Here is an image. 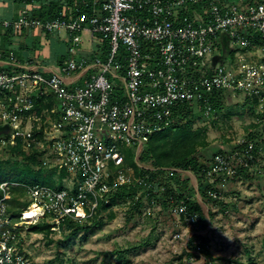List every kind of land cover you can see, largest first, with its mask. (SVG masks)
Returning a JSON list of instances; mask_svg holds the SVG:
<instances>
[{
	"label": "built area",
	"instance_id": "2783aa9c",
	"mask_svg": "<svg viewBox=\"0 0 264 264\" xmlns=\"http://www.w3.org/2000/svg\"><path fill=\"white\" fill-rule=\"evenodd\" d=\"M19 2L21 16L0 20V34L63 31L70 54L54 66L29 60L0 72V122L10 133L9 139L0 138V145L15 146L20 139L27 149L40 148L46 168L64 171L66 177L62 189L0 184V228L11 226L0 231V264H29L16 255L19 225L50 220L51 231L61 234L65 220L93 219L122 190H135L120 199L132 205L126 217L175 220V227L199 231L200 216L189 198L171 197L165 209L160 193L166 187L159 194L153 188V176L164 173L171 179L192 173L146 166L142 153L155 134L181 124L178 108L183 105L197 107L209 119L217 115L214 98L224 94L225 102L240 96L256 100L264 111V0H71L68 14L51 19L33 15L39 10L36 0ZM84 34L91 44L100 38L104 52L92 59L76 57ZM223 36L229 39V54L232 45L246 54L236 60L225 57ZM256 37L260 44L253 42ZM241 144H246L243 151L213 157L206 171L208 184L218 177L242 182L237 168H249L257 156L252 142ZM130 158L146 173L137 174ZM11 188H24L30 203L12 225L7 215ZM208 195L223 200L218 190ZM179 236L177 232L174 238Z\"/></svg>",
	"mask_w": 264,
	"mask_h": 264
},
{
	"label": "rangeland",
	"instance_id": "374dc122",
	"mask_svg": "<svg viewBox=\"0 0 264 264\" xmlns=\"http://www.w3.org/2000/svg\"><path fill=\"white\" fill-rule=\"evenodd\" d=\"M66 36L67 34L63 31L59 32V35L42 34L39 38L40 44L33 53V58H36L38 62L40 57L47 61L50 66H54L61 56L69 57L70 51ZM104 49L105 43L100 38L97 37L95 44H91L89 36L84 34L83 43L77 50L76 57L92 59L94 53L97 54L102 50L99 52L102 54ZM231 49H234V52L228 56L232 60L246 54L245 51L237 49L234 45L231 46ZM225 65L228 64L225 63ZM8 69L9 67L5 70ZM246 101L248 100L243 96L227 98L226 109L218 112L217 115H212L209 119H205L202 115L196 116L197 119L193 122V128L196 130L207 127V138L211 144L212 153L222 147L228 150L226 142L232 148L240 145L247 138L248 128L250 124L257 121L256 118L261 110L255 105V100L252 99H249L250 104L248 106L243 107ZM4 146L7 145H0V158L11 159L10 154L2 150ZM128 151V155L130 152L132 153V150L129 149ZM129 156L132 157L131 154ZM129 161L132 163V158ZM42 163L38 168L46 167L44 162ZM29 177L34 179V185H44V182L49 179L47 173L36 175L32 172ZM241 185L240 183L239 186ZM242 187L243 189L246 188V184ZM246 191L248 192L247 195L244 193L236 199L238 202H242L245 207L251 205L250 208H254V211L248 213L245 208L243 215H256V219L250 220V225H245V230L237 229L238 236L235 235V232L231 233L228 237L230 240L228 243L221 244V247L217 245L213 250L217 257L225 256L231 258L232 261L238 259L241 264H251L244 251L245 246H247V250L252 252L253 262L264 264V246L262 245L264 210L261 211L264 197L258 196L259 193H253L249 189ZM127 211H133L132 205L128 201H119L113 210L101 211L98 215H102L103 223L98 226L93 225L92 229L86 233H80V236L66 247L60 243V240H62V235L69 234L70 229L63 232L64 234L53 233L54 235H51L46 232H34L32 228L35 225L33 224L19 225L18 228H21L22 231L17 233L16 255L29 264H61V262L63 264H179L181 262L183 264H205V258L199 259L186 255L190 232H194L189 230L188 226L175 227V220H153L148 217L129 222V216H125ZM83 223L85 224V222ZM89 224L91 225L93 222ZM177 232L180 235L179 239L174 238ZM242 232L244 235L240 237L239 233ZM248 234L249 236H247ZM212 239L216 244L221 243L219 237L218 240L215 239V236ZM226 260L221 259L218 264H227Z\"/></svg>",
	"mask_w": 264,
	"mask_h": 264
},
{
	"label": "trees",
	"instance_id": "16d2710c",
	"mask_svg": "<svg viewBox=\"0 0 264 264\" xmlns=\"http://www.w3.org/2000/svg\"><path fill=\"white\" fill-rule=\"evenodd\" d=\"M38 3V1L36 0ZM51 11H43L41 8L34 13L35 17L40 19H51V18H58L60 17L61 13H56ZM256 44H260V40L258 37L254 38ZM5 69L0 68V72L4 71ZM223 97L224 99L222 100ZM226 95L217 96L214 98V109L217 112H222L226 109L225 100ZM216 99V100H215ZM243 104V107H246L250 104L249 99H247ZM255 105L258 106V102L254 101ZM228 108V107H227ZM253 109V108H252ZM261 112V111H260ZM178 113L182 115L179 123L171 129L162 131L158 134H155L151 137L150 141L147 144V148L144 149L141 157V161L145 163L146 166L152 168H170V167H177L182 169L186 172H191L199 181V192L200 195L205 200H212L208 192L212 190H218V181H223L224 179L221 177L217 178L215 184L210 185L207 181V174L206 171L208 169V165L212 162L213 157L218 153H225L235 150L243 151L246 147V144H240L238 146L229 147V144L226 142L228 146V150L221 148L216 152L212 153L211 144H209L207 138V127H202L198 129L193 128V122L197 119L196 116L202 115L198 108L195 107L194 109H188L186 106H181L178 108ZM257 121L250 124L248 128L247 138L245 142H252L254 144V154L257 156L262 151L264 147L263 142V132H264V111L258 114ZM1 123V122H0ZM216 123V122H215ZM2 123L0 125V138L9 139L10 133L8 129L2 128ZM5 127V126H4ZM7 127V126H6ZM2 150L8 154H10L11 159L8 158H0V184L3 182H16L21 184L27 185H34V179L29 177V174L34 172L36 175L41 173H47L49 175V179L44 182V185L53 187L55 189H62L64 185V179L66 174L64 171L57 173V169H48L38 168L42 162H44L43 155L40 153V148L32 147V148H25L22 140H17L15 146L7 145L2 147ZM12 160V161H11ZM257 161V160H256ZM255 161V162H256ZM254 162V163H255ZM43 164V163H42ZM132 165L136 167V165L132 162ZM253 164V163H251ZM238 176L249 178L248 169H241L237 168ZM137 174H144L146 171H140L136 167ZM153 180L156 185L153 187L154 191L159 194L160 187L165 186L166 191L161 192V202L164 205L165 209H168L170 204V198L173 197L176 200H181L184 198H189L188 204L191 206L193 212H196L200 216L199 225L201 226V231L205 227L206 218L204 213L196 201L194 196V189L191 186V180L187 174L176 175L174 178H166L164 173L160 175L153 176ZM227 181H233L232 179L228 178ZM12 197L10 200L7 201V215L11 220V225L17 223L20 217V213L30 204L29 201L26 199V191L24 188H11ZM135 194L134 189L130 190H122L118 192L114 197H112V201L110 206H101L97 215L91 219L87 220L84 223H79L73 220H65L61 225V233L65 232L67 229H70L69 234L62 235L60 243L63 246L70 245L80 233H86L90 229H92L93 225H101L103 223V218L100 212L106 211L111 206L117 205L120 199L124 196H133ZM3 197V192L0 190V199ZM205 200V201H206ZM220 200L214 201L215 203H221ZM138 210L139 208H134ZM133 216H129V222L132 220ZM93 222V224H89ZM7 228H11V226H6L4 228H0V231L5 230ZM32 230L37 233H49L54 235L51 231V225L49 222H42L35 225ZM22 231L21 228L17 229V233ZM193 238L190 239L188 243V250L186 252L187 256H193L194 254L191 251L200 250L204 255L207 257H211L207 247L205 240L197 234ZM64 234V233H63ZM86 238V236H85ZM195 241L199 242V246L195 245ZM249 261L251 264H256L253 262V259L249 253ZM63 264V262H61ZM179 264H183L182 262ZM207 264V263H206Z\"/></svg>",
	"mask_w": 264,
	"mask_h": 264
},
{
	"label": "crops",
	"instance_id": "0c3cea01",
	"mask_svg": "<svg viewBox=\"0 0 264 264\" xmlns=\"http://www.w3.org/2000/svg\"><path fill=\"white\" fill-rule=\"evenodd\" d=\"M38 9L41 8L43 11H51L56 13L68 14L70 9L71 0H37ZM220 3H252L260 0H217ZM22 4L19 0H0V20L6 21H14L17 20L21 16ZM44 34V32L33 29V30H22L19 32H2L0 34V51L3 52V57L0 60V68L6 69L10 68V65L18 62L20 65H24L29 60H36L33 58V53L36 51L39 46V38ZM58 34L59 33H52ZM50 36L51 34H46ZM64 41V39H61ZM223 50L225 51V57H229V39L226 36L222 38ZM12 55V56H11ZM67 57L61 56L60 59L56 61V65L63 62ZM37 61V60H36ZM38 61L42 62L45 65H49L47 61L38 58ZM50 66V65H49ZM83 74V73H82ZM77 75V78H80L82 75ZM83 76V75H82ZM86 78V76L79 80V83ZM78 84V82H77ZM264 139V132H263ZM264 142V140H263ZM224 143V142H223ZM264 146V145H263ZM224 148V147H222ZM226 150V149H225ZM242 169V168H241ZM244 169V168H243ZM248 169L249 178L243 177L242 182L233 181H218V191L221 193L223 200H220L221 203H215L214 201L204 200L199 192V181L193 174H187L191 180V186L194 189V196L196 201L199 203L204 216L206 218L205 227L197 232L206 242L207 250L210 254V258L202 253V251H191L193 257L202 259L205 258V264H218L222 260L227 259V264H241L238 259L235 261L228 257H217L214 254V248L218 245L221 247V244L228 243L229 235L235 232V235L238 236V230L244 229L245 225L249 224L250 220H255L256 215L252 216L251 214L243 215L244 210L246 208V212H253L254 208H250V206H243L242 202H238L236 197L243 195L244 193L248 194L246 190H251L253 193H259L258 196L264 197V147L262 151L258 155L257 161L250 165ZM245 169V170H246ZM217 181V180H216ZM238 183V185H237ZM246 184V188L243 189L242 185ZM249 185V186H247ZM248 187V188H247ZM199 193V194H198ZM246 194V195H247ZM249 196V195H248ZM248 209V210H247ZM264 210V204L261 208V211ZM251 216V217H250ZM243 225V226H241ZM250 225V224H249ZM238 229V230H237ZM245 230V229H244ZM196 232H190L189 241L191 238L195 236ZM244 235V233H239ZM215 236V239L219 237L221 241L220 244H216L213 242L212 237ZM249 236V234L247 235ZM246 236V237H247ZM241 239V238H240ZM233 240V239H232ZM189 243V242H188ZM230 243V242H229ZM213 245H215L213 247ZM262 245L264 246V238L262 241ZM264 248V247H263ZM247 246H245V254L249 259V253L252 257V252L247 250ZM196 264V263H191Z\"/></svg>",
	"mask_w": 264,
	"mask_h": 264
},
{
	"label": "bare ground",
	"instance_id": "6f19581e",
	"mask_svg": "<svg viewBox=\"0 0 264 264\" xmlns=\"http://www.w3.org/2000/svg\"><path fill=\"white\" fill-rule=\"evenodd\" d=\"M80 215H82V212L80 211Z\"/></svg>",
	"mask_w": 264,
	"mask_h": 264
}]
</instances>
